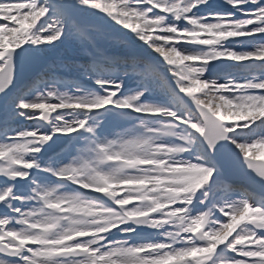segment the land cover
Returning a JSON list of instances; mask_svg holds the SVG:
<instances>
[{"label": "snow or ice", "instance_id": "1", "mask_svg": "<svg viewBox=\"0 0 264 264\" xmlns=\"http://www.w3.org/2000/svg\"><path fill=\"white\" fill-rule=\"evenodd\" d=\"M225 3L240 17L232 11L198 16L193 9L207 5L208 0H112L108 4L55 0L54 5L51 0H0V264H264V207L240 198L212 205L223 220L212 218L211 210L193 214L190 206L196 191L214 173L216 179L209 188L227 186L221 179L222 164L216 161L208 167L200 157L196 162L180 159L187 149L162 139L175 136L191 143L188 134L173 131L184 125L203 136L209 154L218 142L224 143L217 153L234 145L244 168L264 182V162L250 156L253 148L264 146V135H251L252 126L264 122V79L204 77L207 65L217 60L262 62L259 67L264 69V42L240 52L223 43L240 37L264 41V0ZM50 6L56 8V15H48ZM94 9L131 29L135 40L163 58L174 95L190 99L197 115L181 117L170 108L142 100L147 87L121 94L129 69L144 81L149 66L138 69L134 56L107 54L101 42L128 47L132 43L125 39L128 32ZM82 12H90L92 18ZM129 17L140 23H130ZM154 29L158 30L155 38L149 34ZM183 44L206 50L190 52L178 47ZM71 45L88 61L67 60L57 52ZM98 67L119 75L101 76ZM72 69L93 76L99 91L83 93L77 88L70 94L53 87ZM37 84L39 90L30 95ZM115 109L119 115L161 116L167 122L139 134L126 129L111 139L96 138L94 128L101 122L89 114ZM54 113L59 115L53 117ZM19 118L35 126L17 129ZM41 121L49 124V131L41 130ZM81 130L90 134L83 152L91 153V159L82 154L67 163L56 159L42 166L37 162L52 136ZM42 174L100 194L111 203L82 194H57L55 187L36 183ZM164 226L168 230L157 241L108 239L113 230L128 236L139 227ZM225 252L232 255L223 257Z\"/></svg>", "mask_w": 264, "mask_h": 264}, {"label": "rangeland", "instance_id": "2", "mask_svg": "<svg viewBox=\"0 0 264 264\" xmlns=\"http://www.w3.org/2000/svg\"><path fill=\"white\" fill-rule=\"evenodd\" d=\"M96 2H99V1L96 0ZM101 4H104V3H101ZM93 11L97 12L99 15H101V16L105 17L106 19H108V21L111 24L114 23L113 20L111 19V17L108 15V13L101 12L99 9H94ZM193 11L198 16H205V15H207L210 12L232 11L237 18L240 17V13L236 12L233 9H230L229 6L225 3V0H208V4L207 5H202V6H200L199 9H193ZM49 14L51 16H54L57 13L52 11V8L49 7ZM80 14L82 16H85V17H88V18H92V14L90 12H82ZM125 39L130 41L132 43V46L128 47V46H126L124 44H119V46H115V48H119L120 49V50L113 49L112 52H113V54L115 56H121V57L134 56V57H136L137 60H138V64H137L138 69H144L145 65L151 66L152 64L155 63V59L154 58H150L147 55V53L145 51L146 49H145L144 45L142 44L143 42H140V41L139 42L138 41L132 42L130 40L129 33H128V36ZM253 39L254 40L249 42L246 37H240V38L226 40V41H228V44L238 45L239 48L236 51H246V50H251L256 43L264 42V41L259 40L258 38H253ZM73 46L74 45H71L70 47H73ZM183 46H185V44L178 45V47H180V48H183ZM188 46L189 47H186L187 49L186 48H183V49H186V50H188L190 52H195V51L201 50V49L205 50V48L203 46H200V45L188 44ZM229 48H232V47H229ZM57 52H61V49L57 50ZM55 54L56 53H53V55H55ZM65 59L73 60L74 58H73V56L65 55ZM83 59L84 60L81 61V62H87L88 61L87 57H84ZM230 62L231 61H228V60L213 61L211 64L207 65V70L205 71V77L207 79H219V80L227 78V76L225 74L226 73L225 70H227V67H228ZM185 63H188V62L186 61ZM199 63L200 62H198V64ZM246 66H249V65H246ZM160 68L162 70H160ZM168 68H169L168 66H166L164 64H161V65L157 66L158 71L155 70V72L149 73V71L147 70V72H145L146 80H144V81H142L140 76H137L135 73L131 72L132 69L130 68L129 69L130 72H128L126 74L127 77L130 76V80H128L127 83H123L124 87L121 89V93L122 94H130L131 92L135 91L134 89H137L138 88L137 85L140 84L141 85L140 88L141 87H147V91H145L144 96L141 97L142 100H144V101H146L148 103L158 104V105L167 107L169 105V102H171L172 99L174 100L176 98L174 96L175 86H174V84L171 81L170 74H168L169 73L168 72ZM246 68H248V67H246ZM78 72H80V71L78 70ZM229 73L230 72H228V74ZM148 76H151V79L147 78ZM130 84H133V85H130ZM150 84L154 85L155 87H153V86L150 87ZM54 85L63 87L70 94L73 93L74 89H77V88L81 89L82 92H84V91H91V92L99 91V88H98V86L95 83L91 84V82L89 80L84 79L83 77H81V75H76V74L75 75H71V74H68V73H63L62 74V78L57 79L56 82L54 83ZM39 88H40V85L37 84L35 89H33L29 94L30 95L35 94V92L38 91ZM156 90H157V92H156ZM157 93L160 94V96H161L160 98L158 96H156ZM182 95L183 94H179V97H180L179 101L182 104H184V106H185V108L183 110L188 111L187 115H189V116L197 115V113L193 110L195 108V106L193 105V107L192 106L190 107L185 102V99H182ZM176 109L177 110H181V105H176ZM115 110H113L112 112H105V113L100 114V115H97L96 113H90L89 115L92 118L93 117H100L98 120H103L104 119L103 115H106V113H108V114H110L112 116V115H114L113 113L115 112ZM118 112H120V110ZM52 115L54 117V116H57L59 114L54 113ZM184 115L185 114L182 113V117ZM150 117H152V118H150ZM137 118L152 119V120H156V121H159V122H162V123L167 122L166 118H163L161 116H148V117L138 116ZM18 120H23V119L19 118ZM39 123H40L42 131H45V132L49 131V124H46L43 121H41ZM192 132L195 133L193 130H192ZM81 135L85 139L86 143L88 144L89 139L91 137L85 136L84 133L83 134L81 133ZM56 137L59 138V139L57 138V140H56L57 142L56 143H60V140H65V144L66 145H65V148L63 149V151L60 152L59 154L53 156L52 158L45 160V158H44L45 157V155H44V146H43L42 149H41V152L36 157L39 162H43V163L44 162H48V164H49L53 160H56V159L62 161V159H64V157L68 154V152H69L68 146L72 142V140H70L71 137L64 136V135L56 136ZM170 137H173V136H169L168 138L166 137L167 140L170 141ZM202 137H203L202 135H199V137H197V140L202 142V144H201L202 145V151L208 156V158L210 160L213 161V163H216V161L213 158L212 154H209L207 147L203 143ZM166 138H165V140H166ZM173 144H180L181 145L183 143L181 141H178L177 143H173ZM56 146H57V144L52 145L49 148V151H52L53 149H55ZM229 146L236 153H239L234 145H229ZM203 152L200 151L199 155L200 156L203 155ZM187 156L191 157V155H187ZM180 157L183 158V159L186 158V156H180V154H179V158ZM256 159H263L264 160V157L263 158L260 157V158H256ZM41 178L42 179L44 178V179L51 180L52 182H56L58 184H62L63 186H67L68 187V185H69L68 184L69 182L56 180L53 177H51L50 175H48V174H42L36 180V183L40 182L39 179H41ZM221 179L223 181L227 182V186L224 189V193H226L225 194L226 195L225 198L227 200L240 199V198L250 199V197H252V198H255V200H256L254 203L258 204L261 207H264V197L259 195V194H257V193H255V192L250 191L248 188H246L245 186L241 185V183H236V181H239V180H236V177H234L232 181L225 180L224 176H222ZM232 187L233 188L236 187L237 190L230 191L231 189H233ZM69 190L74 192L75 194H82L86 198L95 199V200H97L100 203H104V204H110L111 203L104 196H102L100 194H97V193H93V192H85V190L77 187L75 184H72V183L69 186ZM215 191L216 192L217 191L220 192V189H216ZM198 195L195 194V197H194V199H195L194 201L197 204V210L198 211L210 210L211 207L207 206L205 204V202L203 204L199 203V201L201 199L200 200L198 199ZM201 206H204V208H200ZM157 230L158 229H155V228L143 227V231H141L140 228H136L134 233H138L139 236L141 235L143 237H151L152 235L157 233ZM262 234H264V233H262ZM150 241H151V239H150ZM231 255H232V253H228V252H225V253L222 254L223 257H230Z\"/></svg>", "mask_w": 264, "mask_h": 264}, {"label": "bare ground", "instance_id": "3", "mask_svg": "<svg viewBox=\"0 0 264 264\" xmlns=\"http://www.w3.org/2000/svg\"><path fill=\"white\" fill-rule=\"evenodd\" d=\"M99 1V3H104V4H108L111 3L112 0H97ZM117 3H119V0H117ZM51 4L54 5L55 4V0H51ZM51 7V6H50ZM52 11H54L55 13H57V10L55 7H51ZM119 12V8H117V10L114 11V15L118 14ZM49 14V13H48ZM49 16H51L49 14ZM129 20L130 23L132 24H136V23H140L138 20H136L135 17H129L126 18ZM116 25V27L120 28L122 31H126L129 33L130 36V40L132 42L138 41V38H136L137 40L134 39L135 34L132 33L131 29H124L123 25L117 24L116 21H113ZM153 38H155V36L158 34V30H152L151 33H149ZM248 39L249 42H251L253 39V37H246ZM139 42V41H138ZM224 46L229 48L232 47V49L237 50L239 47L238 45H232V44H228V41H224ZM101 46L104 47L106 49V52L108 55L110 56H115L113 54V49L116 50H120L119 48H115V46H119L118 45H113V46H108L105 45L103 42H101ZM122 47V46H121ZM145 47V51L147 53V55L150 58H154L155 59V63L152 64L151 66L148 67V71L149 73L155 72V70L158 71L157 66L164 64L166 66H168L164 61L162 57H159V54H156L155 52H153V50L149 49L146 45H144ZM189 47L188 44H185V46H183V48ZM187 49V48H186ZM206 50V49H205ZM204 49L201 50H197V51H205ZM61 52L63 55H70L73 56V60H79V61H83L84 56H82L79 53L78 48L74 45L73 47L70 46H64L61 49ZM240 52V51H237ZM87 60V59H86ZM85 60V61H86ZM188 63H195L198 64V62H188ZM262 62H245L244 64H236L234 62H230L227 70H225V74L227 77H231L233 79H237V80H241L245 77H250L251 75H256L262 79H264V69H261L259 67V64ZM249 65V66H246ZM123 67V66H122ZM169 67V66H168ZM248 67V68H246ZM160 70H162L160 68ZM80 72H78V69H72L71 71H68L66 73L71 74V75H81V77H83L84 79H87L92 83H94V77L93 76H86L83 75L81 70H79ZM96 72L101 75V76H116L119 75L116 72H112L110 68L107 67H98L96 69ZM169 72V71H168ZM167 72V73H168ZM228 72H230L228 74ZM170 74V73H168ZM127 75L123 76V83H127L128 80H130V76ZM204 77H205V72H204ZM147 78L151 79V76H148ZM206 78V77H205ZM223 81V79L221 80ZM133 85V84H130ZM140 84L137 85V89L140 88ZM155 87L154 85L150 84V87ZM53 87H55L58 91H66L63 87L61 86H56L53 85ZM134 89V90H137ZM68 92V91H66ZM91 91H84L83 93H90ZM157 92V90H156ZM175 92V90H174ZM122 94V93H121ZM196 95H200V93H195ZM159 98L161 97L160 94L157 93V95ZM176 98L173 100H171V102H169V105L167 106V108L172 109L173 111H175L177 113L178 116L182 117V113L184 114H188V111L183 110L185 108L184 104H182L179 101V96L174 95ZM176 105H181V110H177L176 109ZM119 110L116 109L115 112L113 113L114 115H110L108 113H106V115H103V120H98L100 117H93V121H100L101 122V126L94 128V134L95 137L98 139H104V138H114V133L117 131H124L126 129H132L135 133H142L144 128H159L162 124V122L156 121V120H152V119H144V118H137L139 115L135 114V113H127L126 115H118ZM182 112V113H181ZM59 114V113H57ZM75 116H79V114H74ZM193 116V115H191ZM65 119H71L72 117L70 116H65ZM22 119V118H20ZM92 122V121H90ZM141 124L143 125V127H141ZM34 124L30 121H25V120H17L16 121V128H24V127H33ZM253 129L255 130L254 132L251 133V135L255 136V135H264V122L261 121H257L255 125L252 126ZM173 131L175 133H177L178 135H185L188 134L189 135V139L191 140V143H187L185 141H182V143H186L188 144V148H190V153H191V157L190 156H186L185 160H189V161H193L196 162L197 157H200L204 163L205 166L208 167H212L213 166V161L210 160L208 158V156L202 151V142H200L199 140H197V137H199L200 134L198 133H193L192 130L187 129L184 125H180L176 128L173 129ZM239 131V129L237 130ZM246 133L248 132L247 129L244 130ZM81 133L85 136L90 137V134L83 132L82 130L80 132L77 133H73L71 135H67L69 137H71L70 140H72L71 144L68 146V154L64 157V159H62L61 162L67 163L70 160L75 159L76 157L80 156V155H84L86 158L91 159L92 158V154L91 153H84L83 149L86 147L87 143L85 141V139L82 137ZM166 138V137H165ZM164 137H162V139L165 142H169L168 140H165ZM176 138V137H175ZM237 139V142H240L241 137L237 136L235 137ZM178 141L181 140H173V143H176ZM203 152V155H199V153ZM199 155V156H198ZM250 156L252 158H260V157H264V146H257L255 148L252 149ZM180 159H183L180 157ZM38 163H40L42 166H47L48 162H39L37 160ZM102 167H106V166H102ZM216 179V174L214 173L213 176L210 178L209 182H206L205 185H203L201 187V189H199V192H202L201 195L198 198H204V202L207 206L211 207V211L213 213V217L212 218H219L221 220L224 219V217H222L220 215V213L215 209L212 208L213 204H216L217 206H219L220 203L228 201L231 202L232 200H227L225 198V194L224 193V189L226 188L225 185L223 184H219L215 187H211L209 188V185L212 184L213 181H215ZM40 182H38L37 184H40L42 187H55L57 190V194H75L74 192L69 190V186H70V182L68 183V187L67 186H63L62 184H58L56 182H52L51 180L48 179H39ZM228 188V187H227ZM231 188V187H230ZM233 188V187H232ZM216 189H220V192H216ZM237 190L236 187H234L233 189H231L230 191H234ZM208 193V195L205 197L204 196V192ZM237 196V195H236ZM195 199H193L192 202V206H190L192 208V213L195 214L198 210H197V204L194 201ZM250 203L255 202V198L253 199H249ZM133 203H135V201H133ZM130 206V205H129ZM168 230L167 226L161 227L157 230V233H155L154 235H152L151 237H143V236H139L136 234L131 233L128 236H124L121 235L119 230H115L114 234L111 236H108V239L110 240H122V239H128L130 243H144V242H148L150 241H157V240H161L163 239V233Z\"/></svg>", "mask_w": 264, "mask_h": 264}, {"label": "water", "instance_id": "4", "mask_svg": "<svg viewBox=\"0 0 264 264\" xmlns=\"http://www.w3.org/2000/svg\"><path fill=\"white\" fill-rule=\"evenodd\" d=\"M17 52L19 50H16ZM16 71H17V74H18V77L23 80L24 79V73L21 72V70L19 69V67L17 66L16 68ZM224 142H218L217 146H216V149H219L220 148V145L223 144ZM61 148H58L57 150H55V152H53L51 155L55 154V153H58V151H60ZM216 149H213V152L216 154V156L218 158H223L224 156L228 157V153L229 151L226 149V148H223L220 150L219 153H217ZM234 168L237 169V171L239 172H243L244 170L247 172V178L245 179L247 184H251V187L254 188L255 190H259V191H264V182H261L259 181L258 179H255L252 174L250 172H248V170L246 168H244V166H234ZM241 169H243V171H241Z\"/></svg>", "mask_w": 264, "mask_h": 264}]
</instances>
